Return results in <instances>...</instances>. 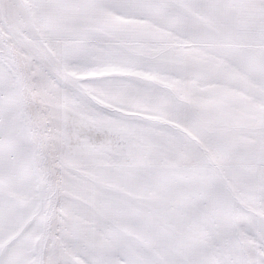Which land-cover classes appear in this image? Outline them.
Instances as JSON below:
<instances>
[{
	"label": "snow or ice",
	"instance_id": "snow-or-ice-1",
	"mask_svg": "<svg viewBox=\"0 0 264 264\" xmlns=\"http://www.w3.org/2000/svg\"><path fill=\"white\" fill-rule=\"evenodd\" d=\"M0 264H264V0H0Z\"/></svg>",
	"mask_w": 264,
	"mask_h": 264
}]
</instances>
